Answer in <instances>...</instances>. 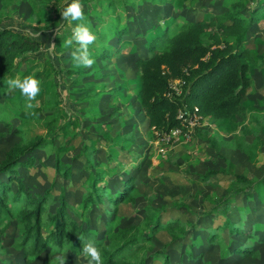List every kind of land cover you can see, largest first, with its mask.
<instances>
[{"label":"rangeland","instance_id":"obj_1","mask_svg":"<svg viewBox=\"0 0 264 264\" xmlns=\"http://www.w3.org/2000/svg\"><path fill=\"white\" fill-rule=\"evenodd\" d=\"M253 1L129 0L126 5L117 2L105 15L98 16L105 21L102 33L105 34L104 28L112 18L115 23L114 17L118 16L120 23L125 22L132 33V27H139L144 37L125 35L123 48L100 57L98 53L104 47L113 49L116 43L103 46L107 41L99 43L101 35H97L98 41L89 46L97 49L90 51L95 63L91 68H84L76 66L70 56L71 49L64 44L71 35L65 29L71 31L77 22L69 25L62 20L59 7L63 6V0H0V25L43 41L40 50L31 53L19 65L20 71L14 77L22 79L21 72L31 64L27 75L41 70L37 78L40 92L32 101L34 107L26 108V100L18 89L7 88L0 93V161L14 142L25 141L34 134L44 135L49 140L46 146L27 154L25 157H32L33 162L16 173L24 185L23 193L26 189H31L28 193L34 195L49 190L51 210L63 196L71 219L89 229V239L94 240L102 239L106 235L105 228L116 227V223L108 222L115 216L108 196L100 202L84 205V198L94 190L93 181L97 180V185L105 182L107 188L103 189L113 196L124 186L133 185L115 211L120 225L141 221L146 210L153 207L157 210L151 213L153 217L157 218L158 212L164 221L176 217L194 221L197 212L202 211V215L198 213L199 220H202L201 227H205L201 234L197 231L199 226L190 227L192 242L184 245L181 239L173 241L165 230L153 233L151 240H144L138 247L139 253L144 252L147 264H163L166 257L169 263L177 260L185 264V258L191 259L190 252L196 257L204 254L194 260L195 264H264V18L251 27L244 42L256 58L250 68L251 83L243 90L248 117L240 121L232 116L218 122L202 117L194 126L190 140L166 143L162 140L165 131L148 126L140 103L136 104L139 77L134 63L137 53L146 54L141 44L148 33L143 27L153 36L185 18L213 19L229 11L233 2L245 3L242 12L247 15ZM81 3L86 9L92 0ZM139 15H146L143 23ZM32 25L46 28L36 30ZM92 25L100 27L95 22ZM170 29L172 32L173 28ZM58 42L60 46L56 47ZM42 72L46 75L45 82ZM244 125L248 132L242 139V149L236 147L234 138ZM57 157L69 169V177L56 171ZM209 168L218 171L205 181L202 177ZM223 168L226 171H222ZM114 172L117 176L111 180ZM237 174L257 183V191L251 197L241 190L247 186L240 182L230 184L237 181ZM3 177L0 174V178ZM17 188L14 179L11 189ZM234 191L239 194L232 197ZM12 192L7 193L8 202L13 197ZM131 195L134 202L129 200ZM223 200L228 201L224 212H209L215 205L222 206ZM17 210L19 208H14V215ZM208 213L214 214L209 218ZM236 227L240 229L234 231ZM54 229V224L48 222L41 231L48 235ZM216 230V237L220 236L224 242L219 245V240H215L213 246L208 247L209 234ZM21 233L19 220L5 214L0 222V264H49L51 251L57 249L66 254V264H87L86 258L77 255L82 249L77 243L70 246L65 242L60 248L52 241L32 257L24 256ZM193 242L197 245L193 246ZM245 245L251 248L245 256L234 252L221 258L222 250Z\"/></svg>","mask_w":264,"mask_h":264},{"label":"trees","instance_id":"obj_2","mask_svg":"<svg viewBox=\"0 0 264 264\" xmlns=\"http://www.w3.org/2000/svg\"><path fill=\"white\" fill-rule=\"evenodd\" d=\"M263 1L254 0V5L248 8L247 15L242 12L246 8L245 3L233 2L229 11L215 16L213 19L185 18L177 25L170 24L163 32L153 36L150 35L149 29L143 27L148 33L146 40L144 39L141 44L146 54H134L137 55L134 63L139 77L137 96L148 117L150 127L168 129L179 125L176 113L177 108L182 105H186L190 110L196 105L202 117H206L211 122L229 119L232 116L244 121L248 117L247 108L243 102V90L251 83L249 73L256 58L253 52L244 45V42L251 27L264 18ZM117 2L126 5L129 0H92V3L87 4L86 9L84 8L86 22L94 29L92 31H95L96 38L97 35H101V40L96 39L95 41L99 43L107 41L103 46L112 45V43L118 45L113 49L111 46L104 47L103 51L98 53L100 57L110 55L112 50L123 48L122 38L125 35L136 37L144 34L139 27L135 26L132 27L134 30L132 33L125 22L120 23L118 16L114 17L115 23L112 18L111 23L104 28L105 34L102 33L101 26L105 24V21L103 22V17L98 16L105 15L106 10L114 7ZM146 15H139V21H145ZM139 17L136 16V18ZM92 22L100 27H95ZM32 27L36 30L46 28L45 25H32ZM170 28H173L172 32H170ZM65 30L71 33V31ZM42 43L43 41L38 37L10 26L0 25V93L8 88L5 81L9 78L14 79L20 71L19 65L31 53L40 50ZM58 43L56 47L60 46V42ZM96 50L95 47H90L91 52ZM32 66L31 64L24 69L21 72L22 76H26ZM40 72L41 70L34 72L36 78H39ZM42 76L45 82L44 72H42ZM170 78L181 79L183 83L180 94H172L168 97L165 92L169 89ZM46 125L49 126L48 122ZM240 132L234 138V144L237 148L243 149L242 139L248 132L247 126H242ZM48 142L46 136L34 134L25 141L14 142L0 161V174L4 175L3 178H0V222L5 214L15 216L19 220L22 225L20 243L24 247V256L32 257V255L45 250L52 241L60 248L65 242L70 246L77 243L79 247H82L79 236L85 240H89L91 236L89 229H85L71 219L67 211V201L63 196L60 197L59 204L54 210H51L48 200L49 190L46 189L43 193L34 196L28 193L29 191L23 193L24 185L17 178L16 173L20 166H30V163L33 162L32 157H25L27 154L38 147L46 146ZM54 164L58 173L64 177L70 176L69 169L63 165L59 157L56 158ZM112 167H115V163L112 164ZM218 170L207 169L203 175L204 179L209 178ZM222 171H226V168H223ZM235 177L237 181L230 182V184L240 182L243 186H247L246 189H241L247 196L251 197L257 191L255 190L257 183L253 179L241 174H237ZM14 179L17 180L18 188L12 192L11 181ZM259 181L262 182L261 179ZM96 182L97 180L93 181V192L84 198V205L89 202H100L103 197L108 196L115 215L108 222L116 223V227L105 228L106 235L102 239H94L101 249L103 264H147L144 261V252L139 253L138 247L145 242L144 240H151L153 233L163 229L167 231L172 240H183L189 227H196L199 224V216L194 222H184L179 218L164 221L157 212V218H154L151 213L156 209L150 207L143 214L144 217L141 221L130 225H120L117 222L118 216L115 211L118 210L119 202L132 191L133 185L124 186L123 190L117 191L118 193L113 196L106 194L107 184L105 182L100 185H97ZM249 187L252 189H248ZM9 191L13 194L10 202L7 199ZM21 193L25 195V198ZM236 193L238 192L234 191L232 197ZM129 200L134 202V195H131ZM227 206L228 201L223 200L222 206L215 205L209 212H224ZM16 207L19 210L14 215L13 211ZM48 222H52L55 229L48 235H44L41 230ZM239 229L240 227H236L233 230L238 231ZM216 236L217 230L213 234H209L208 247H212L215 240H219V245L224 242L220 236L218 238ZM64 238H67L68 241ZM184 244L185 242H183ZM192 244L194 246V243ZM250 250L249 245L234 249L230 246L224 251L222 250L220 255L224 257L234 252H240L241 256H245ZM46 255V260H48V254ZM168 260L166 257L163 264H170ZM71 264L81 263L73 262Z\"/></svg>","mask_w":264,"mask_h":264},{"label":"clouds","instance_id":"obj_3","mask_svg":"<svg viewBox=\"0 0 264 264\" xmlns=\"http://www.w3.org/2000/svg\"><path fill=\"white\" fill-rule=\"evenodd\" d=\"M62 20L69 25L76 23L71 28V35L64 41L66 47L71 49L70 56L78 67L91 68L95 63L90 52L96 36L91 30V26L86 22L83 5L81 0H63V6L59 7ZM54 47L55 45L52 44ZM6 86L10 89H18L21 96L26 100V108H33L32 101L36 99L40 92V82L34 74L24 76L22 79L9 78L5 81ZM82 241V249L77 255H82L87 259V264H103L100 247L94 240H85L79 236ZM53 251L55 254H53ZM51 251L49 264H66L67 256L61 250Z\"/></svg>","mask_w":264,"mask_h":264},{"label":"built area","instance_id":"obj_4","mask_svg":"<svg viewBox=\"0 0 264 264\" xmlns=\"http://www.w3.org/2000/svg\"><path fill=\"white\" fill-rule=\"evenodd\" d=\"M182 83L183 80L181 79L170 78L168 83L169 89L165 92L166 96L170 97L172 94H180L182 92ZM176 117L179 120V125L168 129H161V131H165L162 140L166 143H180L188 139L190 140L193 128L196 124L200 123L202 115L199 113L196 105L193 106L192 110L186 105H182L177 108Z\"/></svg>","mask_w":264,"mask_h":264},{"label":"crops","instance_id":"obj_5","mask_svg":"<svg viewBox=\"0 0 264 264\" xmlns=\"http://www.w3.org/2000/svg\"><path fill=\"white\" fill-rule=\"evenodd\" d=\"M144 22V21H143ZM142 22V23H143ZM255 25V24H254ZM250 31H251V29H250ZM250 31H248V34H247V38L246 39H248V37H249V34H250ZM113 44V43H112ZM116 46H118L117 44H116ZM96 102L95 101H93V104H95ZM139 101H137L136 102V104L139 106ZM140 107H142L141 106V104H140ZM143 109V108H142ZM144 111V110H143ZM144 114H145V112H144ZM145 116H146V114H145ZM147 119H148V117H147ZM147 124H149V120H148V122H147ZM149 126V125H148ZM23 166H20L19 167V170H22L21 168H22ZM116 176H117V173H115L114 172V174H113V176L111 177V180H113L114 178H116ZM203 179H204V177H202ZM210 178H211V176L209 177V178H207V179H204L205 181H207V180H210ZM25 187H27V186H25ZM12 191H15V190H13L12 189ZM26 191H29V192H32L31 191V189H26ZM239 194V192L238 193H236V194H234L233 195V197H235L236 195H238ZM32 196H34V194H32ZM199 212H197V214H196V216H194L195 217V220L194 221H196V219H197V217L199 216L200 217V215H202V211H200V215L198 214ZM212 214H214V213H208V214H206V216L207 217H209L210 218V216L212 215ZM176 218H178V217H176ZM179 219H181V218H179ZM182 220V219H181ZM182 221H184V220H182ZM194 221H190V222H194ZM202 221V220H201ZM201 221L199 220V224L197 225V226H199L198 227V229H197V231H199V233L201 234L204 230H205V227H201ZM184 222H187V221H184ZM189 222V221H188ZM219 222H221V221H219ZM196 226V227H197ZM194 228V227H193ZM160 230H163V229H160ZM190 227H189V231L187 232V234L184 236V238H183V242H185V243H187V242H192V239H191V237H192V234H191V232H190ZM195 230V229H194ZM159 231V230H158ZM164 231V230H163ZM166 231V230H165ZM168 234V233H167ZM169 235V234H168ZM169 237L171 238V236L169 235ZM196 237V236H195ZM172 239V238H171ZM190 239H191V241H190ZM174 241V240H173ZM177 241V240H176ZM190 243H187V244H190ZM194 243V246H196L197 244H196V242H193ZM179 253V252H178ZM178 253H177V258H179V256L180 255H178ZM190 254V258L191 259H186L185 258V264H187V263H189V264H195L194 263V260H197V259H199V258H202L203 256H204V254H202V255H198L197 257L191 252V253H189ZM234 254V253H233ZM232 255V254H231ZM222 258V257H221ZM170 264H181V263H177V260L176 261H170ZM221 264V263H220Z\"/></svg>","mask_w":264,"mask_h":264}]
</instances>
